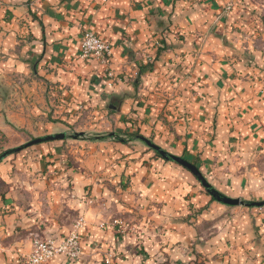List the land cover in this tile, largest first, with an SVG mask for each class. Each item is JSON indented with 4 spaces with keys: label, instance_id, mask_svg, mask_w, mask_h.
I'll return each instance as SVG.
<instances>
[{
    "label": "crops",
    "instance_id": "1",
    "mask_svg": "<svg viewBox=\"0 0 264 264\" xmlns=\"http://www.w3.org/2000/svg\"><path fill=\"white\" fill-rule=\"evenodd\" d=\"M137 132L264 201V0H0V139L68 136L0 163V264L74 230L80 258L48 264H264V207Z\"/></svg>",
    "mask_w": 264,
    "mask_h": 264
},
{
    "label": "built area",
    "instance_id": "2",
    "mask_svg": "<svg viewBox=\"0 0 264 264\" xmlns=\"http://www.w3.org/2000/svg\"><path fill=\"white\" fill-rule=\"evenodd\" d=\"M232 4L229 5L228 10L231 9ZM80 54L83 59H95L108 63L112 57V47L98 34L87 30L84 32ZM81 254V237L79 232L74 230L60 243L52 238L37 237L33 243L32 253L26 258L25 264H48L57 255L76 260ZM105 264H111V259H108Z\"/></svg>",
    "mask_w": 264,
    "mask_h": 264
},
{
    "label": "water",
    "instance_id": "3",
    "mask_svg": "<svg viewBox=\"0 0 264 264\" xmlns=\"http://www.w3.org/2000/svg\"><path fill=\"white\" fill-rule=\"evenodd\" d=\"M112 136H114V135H112ZM82 137H84V134H82V133H75L74 135L71 136V138L75 139V140L80 139ZM67 138H68V136L66 134H58V135H51V136H45V137H40V138L34 139V140H32V141H30V142H28V143H26L20 147L5 151L3 154L0 155V163L4 159H6L12 155L18 154V153H20V152H22L28 148H31V147H34V146H37L39 144L46 143V142L62 141V140H65ZM141 141L144 142L149 148L153 149L154 151H156L157 153L162 155L165 159H169L172 162H175V163L181 165L182 167H184L185 169H187L188 171H190L196 177V179L199 181V183L202 185V187L204 189H206V191L216 201H218L224 205L233 206V207H238V206H243V207H247V208L264 207V201L263 202H245V201H242L240 199H231V198H228V197L221 195L210 185V183H208V181L204 178L203 174L199 171V169L195 165L186 161L183 158L175 157V156L167 153L166 151H164L160 147L156 146L150 140H148L144 137L141 138Z\"/></svg>",
    "mask_w": 264,
    "mask_h": 264
},
{
    "label": "trees",
    "instance_id": "4",
    "mask_svg": "<svg viewBox=\"0 0 264 264\" xmlns=\"http://www.w3.org/2000/svg\"><path fill=\"white\" fill-rule=\"evenodd\" d=\"M143 136L141 135L140 132H137V133H130V134H127V138H128V141H141V138ZM144 143V142H143ZM153 150V149H152ZM157 153V152H156ZM158 156L164 158L162 155H160L159 153H157ZM165 159V158H164ZM165 160H168V161H171L169 159H165ZM206 190V189H205ZM207 192V191H206ZM208 193V192H207ZM208 195H210L208 193ZM211 196V195H210ZM215 200V199H214Z\"/></svg>",
    "mask_w": 264,
    "mask_h": 264
},
{
    "label": "rangeland",
    "instance_id": "5",
    "mask_svg": "<svg viewBox=\"0 0 264 264\" xmlns=\"http://www.w3.org/2000/svg\"><path fill=\"white\" fill-rule=\"evenodd\" d=\"M32 140H34V138ZM8 144L9 142H5L4 139H0V155L3 154L5 151L10 150L9 148H7Z\"/></svg>",
    "mask_w": 264,
    "mask_h": 264
}]
</instances>
